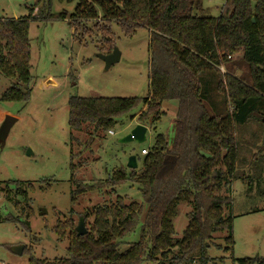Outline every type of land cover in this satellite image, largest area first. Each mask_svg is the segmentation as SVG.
Masks as SVG:
<instances>
[{
  "label": "rangeland",
  "instance_id": "obj_1",
  "mask_svg": "<svg viewBox=\"0 0 264 264\" xmlns=\"http://www.w3.org/2000/svg\"><path fill=\"white\" fill-rule=\"evenodd\" d=\"M224 2L202 0L203 15L219 17ZM76 4L77 0H0V19H29L32 77L26 87L17 78L8 80L0 74V97L13 86H20L23 92L30 90L26 102H0V130L7 118L10 121L6 137L0 138V264L62 260L76 235L78 220L85 213L100 205L115 204L117 198L125 205L136 203L143 208L137 184L126 181L112 189L76 194L73 179L91 184L105 181L119 169L128 173L130 156L136 157L135 170L140 173L141 150L152 149L158 135L165 136L171 147L174 137L177 101L162 104L163 114L153 128L148 127L142 144L119 143L137 125L142 106L122 115L110 130L112 135L98 132L90 136L88 126L81 132L70 130L71 97L146 98L150 92L148 31L138 29L128 37L117 25L104 26L102 21L71 24ZM59 14H66V19H49ZM111 41L110 53L116 49L119 60L106 68L98 55L109 54L106 51ZM218 71L223 85L228 75L251 87L250 70L241 51L230 55ZM199 80L202 99L211 115L231 110L229 101L224 104L216 89L214 73L204 72ZM232 135L236 155L232 175L225 176L222 165L215 169L218 175L225 176L218 195L230 205L223 206L222 216L231 220V230L211 233L204 240V264H237L241 259L264 256V114L255 115L247 123L234 124ZM41 180L46 182L41 184ZM10 181L22 183L25 198L16 196L15 188L7 186ZM145 210L146 205L144 213ZM190 212L188 203L177 205L172 220L174 246L165 253L166 257L157 254L156 264H168L179 254L176 243L189 224ZM84 225L91 233L93 217L85 218ZM139 234L135 229L121 241L120 249L133 247ZM15 247H23L21 255L13 252ZM197 254L184 264H203Z\"/></svg>",
  "mask_w": 264,
  "mask_h": 264
},
{
  "label": "trees",
  "instance_id": "obj_2",
  "mask_svg": "<svg viewBox=\"0 0 264 264\" xmlns=\"http://www.w3.org/2000/svg\"><path fill=\"white\" fill-rule=\"evenodd\" d=\"M49 19L65 20L66 14ZM85 21H102L108 27L115 24L128 37L138 29L148 31L150 92L146 98L71 97L70 130L81 132L88 126L90 136L108 133L122 115L141 106L144 110L139 111L138 123L153 128L162 104L177 101L175 133L171 147L165 136L156 137L155 146L141 159L140 173L119 169L105 181L91 184L73 179L76 194L112 189L126 181L137 184L143 208L136 203L125 205L118 198L115 204L97 206L83 217H93L91 233L76 234L67 257L52 262L30 259L29 264H156L157 254L166 257L174 246L172 220L180 202L191 207L189 224L176 243L179 254L168 264L187 263L194 253L204 264V240L211 233L231 230V220L222 216L223 206L230 205L218 193L234 168L233 126L264 114V0H225L217 18L203 15L202 0H77L70 23ZM29 23V19H0V74L8 80L17 78L26 87L32 79ZM111 46L112 41L107 53ZM237 51L250 70L251 87L228 75L223 85L218 68ZM204 72L216 75V89L224 104L229 101L230 111L210 114L201 94L199 77ZM29 95L30 90L13 86L0 102H26ZM218 165L225 168V176L216 172ZM6 184L15 188L16 196L25 198L21 182ZM137 228L138 241L120 249L121 241ZM237 264H264V256L241 259Z\"/></svg>",
  "mask_w": 264,
  "mask_h": 264
},
{
  "label": "water",
  "instance_id": "obj_3",
  "mask_svg": "<svg viewBox=\"0 0 264 264\" xmlns=\"http://www.w3.org/2000/svg\"><path fill=\"white\" fill-rule=\"evenodd\" d=\"M100 59H102L105 63V67L109 68V66L119 60V53L115 49L112 53H109L107 55H98ZM10 127V121L9 118L4 122L2 125V128L0 130V138L4 139L8 133ZM146 133H147V127L141 124L135 125L128 134H126L123 138L119 140V143L121 144H127L131 142H136L137 144H142L146 140ZM263 148H264V142H263ZM126 167L128 169L135 170L137 167V160L135 156H130L127 159ZM42 211H40L41 214ZM76 234L78 237L84 236L87 234V230L84 225V218L80 217L78 220V225L75 228ZM23 251V247H15L13 249V252L17 255H21Z\"/></svg>",
  "mask_w": 264,
  "mask_h": 264
},
{
  "label": "built area",
  "instance_id": "obj_4",
  "mask_svg": "<svg viewBox=\"0 0 264 264\" xmlns=\"http://www.w3.org/2000/svg\"><path fill=\"white\" fill-rule=\"evenodd\" d=\"M108 134H109V135H112L113 133H112V131H108ZM146 153H147V151H145V150H142V151H141V154H142V155H146Z\"/></svg>",
  "mask_w": 264,
  "mask_h": 264
},
{
  "label": "crops",
  "instance_id": "obj_5",
  "mask_svg": "<svg viewBox=\"0 0 264 264\" xmlns=\"http://www.w3.org/2000/svg\"><path fill=\"white\" fill-rule=\"evenodd\" d=\"M137 124H139V123L137 122ZM147 131H148V127H147Z\"/></svg>",
  "mask_w": 264,
  "mask_h": 264
}]
</instances>
